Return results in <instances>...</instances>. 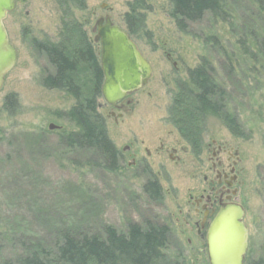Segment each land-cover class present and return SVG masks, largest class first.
Listing matches in <instances>:
<instances>
[{
  "label": "rangeland",
  "instance_id": "374dc122",
  "mask_svg": "<svg viewBox=\"0 0 264 264\" xmlns=\"http://www.w3.org/2000/svg\"><path fill=\"white\" fill-rule=\"evenodd\" d=\"M228 2L230 25H213L205 17L189 24L184 34L171 18L169 0H142V10L135 14L134 0H16L14 10L3 20L17 61L0 90V262L23 255L16 243L19 236L50 248L60 233L98 235L106 226L123 232L129 224L153 222L171 230L159 264H174L179 257L183 264H208L200 253L203 246L195 234L197 219L189 200L198 196L203 177L209 176L206 168L214 154L226 168L237 162L235 201L244 209L248 229L243 264H264V78L253 84V88L259 86L254 94L248 93L253 97L239 98L229 92V113L237 115V134L220 118L206 117L200 148L194 151L171 123L173 98L203 56L212 61L216 80L226 87L231 82L226 76L227 55L238 59L235 64L244 70L249 65L239 58L241 47L236 42L244 34L243 22L258 31L253 21L257 18L246 11L245 0ZM128 14L137 25L132 34L125 23ZM99 18H108L127 31L151 67L147 85L129 95L119 109L105 106L94 96L107 137L120 154L115 173L103 171L95 153L67 152L59 143L58 134L73 127L58 114L69 111L75 101L64 92L43 87V75L51 68L36 48V42L72 41L76 50L90 45L98 55L92 30ZM211 36L219 37L226 53L204 45L203 37ZM87 68L78 63L73 77L82 87L83 98L92 97L93 91ZM9 97L16 101V108H6ZM134 153L138 160L145 158L150 166L147 172L158 177L162 189L158 202L143 193L151 177L147 172L132 177L137 168H131Z\"/></svg>",
  "mask_w": 264,
  "mask_h": 264
},
{
  "label": "trees",
  "instance_id": "16d2710c",
  "mask_svg": "<svg viewBox=\"0 0 264 264\" xmlns=\"http://www.w3.org/2000/svg\"><path fill=\"white\" fill-rule=\"evenodd\" d=\"M245 1L246 11L257 18L253 21L258 26V31L248 29L249 24L243 22L241 27L244 28V34L236 43L241 47L239 58L247 60L249 65L244 70L242 65L235 64L238 59L227 55L226 76L231 82L229 87H226L224 82L220 84L216 80L212 61L203 56L198 66L187 72V81L182 83V87L173 98L175 110L171 116V123L194 151L200 148L206 117L220 118L231 133H238L237 115L229 113V110L232 111L230 100L232 96L229 92L231 90L237 93L239 98L243 95L253 97L248 93L254 94L259 87L253 88V84L264 78V0ZM134 2L132 14L141 11L143 7L142 0ZM169 3L172 8L171 18L177 29L184 34L189 24L201 22L205 17H208L213 25H230L233 19L228 0H169ZM131 16L128 14L125 20L130 34L136 31L137 26L132 22ZM141 22L142 19L139 24ZM73 35H76L74 30ZM203 43L221 51L222 54L226 53L218 36L203 37ZM72 45H74L72 41L71 43L62 41L56 45L38 48L51 68L50 73H46L42 79L43 87L64 92L75 101L69 111L58 114L73 127L71 132L58 134L59 143L67 152L95 153L101 161L99 164L101 169L115 173L118 170L120 155L107 137L104 120L97 113L94 97H100L101 72L88 46L78 51L75 49L77 46L71 47ZM80 62L88 66L87 71L93 76L92 97L83 98L82 87L73 78ZM238 72H242L241 75ZM6 106L14 109L16 101L9 97L6 99ZM143 193L152 202L161 199L160 188L153 180L145 182ZM170 240L168 226L153 222H145L142 226L129 224L123 232L106 226L102 234L98 235L78 236L68 232L60 233L50 248L19 236L16 243L23 249V255L14 261H1L0 264H159L165 258L164 253ZM180 258H177L174 264H178Z\"/></svg>",
  "mask_w": 264,
  "mask_h": 264
},
{
  "label": "water",
  "instance_id": "95a60500",
  "mask_svg": "<svg viewBox=\"0 0 264 264\" xmlns=\"http://www.w3.org/2000/svg\"><path fill=\"white\" fill-rule=\"evenodd\" d=\"M15 8V0H0V90L5 76L17 61V52L7 39L3 26L6 15ZM94 42L100 46L102 84L100 96L105 106L114 108L132 93L145 87L151 78V67L127 35L107 18L95 23ZM53 130V126L48 127ZM244 211L236 205H225L213 218L206 235L208 264H243L248 248V229L243 223Z\"/></svg>",
  "mask_w": 264,
  "mask_h": 264
},
{
  "label": "flooded vegetation",
  "instance_id": "af4514ba",
  "mask_svg": "<svg viewBox=\"0 0 264 264\" xmlns=\"http://www.w3.org/2000/svg\"><path fill=\"white\" fill-rule=\"evenodd\" d=\"M15 3H16V0H15ZM100 19L105 20L107 18H99L98 20H100ZM92 32H94V37H95L96 27L94 28V30H92ZM126 33L130 38V35L128 34L127 31H126ZM94 37H93V43L98 46V49H99L98 55H96L94 53V51L90 45H88V47L91 49L92 55H93L97 65H98V68L100 70V46L98 43L94 42ZM8 43H9V41H8ZM45 45L46 44L36 42V48H37L38 52L42 55H43V53L38 48H40L41 46H45ZM47 45H49V44H47ZM53 45H55V44H53ZM88 73L90 74L91 79H93L91 72L89 71ZM101 75H102V73H101ZM45 76L46 75H43V77H45ZM102 80H103V78H102ZM101 84H102V81H101ZM101 84H100V87H101ZM100 87H99V96H100ZM100 98H101V96H100ZM123 101L118 103L112 109H119L121 104L123 103ZM158 148L160 149L159 152H161L163 149L162 144H160ZM145 154L148 157L150 155L148 151H145ZM136 157H137V154H135V153L132 154V157H131V162H132L131 165L132 166H131V168L137 167L134 171L133 176H132L133 178H135L137 176L135 174L139 173L140 171L142 173H144L147 171L149 172V169H150V166L146 162L145 158H144V160H138ZM215 157L216 156L213 154L212 158L209 159L210 166H208L206 168V172L209 174V176L203 177L202 188L200 191H197V192H199L198 196H196L195 199H193V200H189L190 203H191V201L193 203L194 216L197 219L196 221L193 222V227L196 231L195 234H196L198 241L203 246L200 248L201 249L200 253L203 255L205 254L206 257H207V251H206L207 231H208V228H209L213 218L219 212V210L222 207H224L225 205H236V206H239L240 208H242V210L244 211L243 207L240 206V204H238L235 201L237 191L234 188V184L236 182L237 176H236L234 170H235V166H236L237 162H233V164L230 165V167L228 166L226 168L224 165H222V163L219 160H216ZM169 159L173 160L174 158H173V156H169ZM226 170L229 171L228 174L226 173ZM148 172H147L148 176H151L150 175L151 173H148ZM152 177L154 179H152ZM157 179H158V177L156 175L150 177V180H153L155 183H157V185L160 188V185H159ZM160 192H162L161 188H160ZM169 230H170V228H169ZM170 233H171V230H170Z\"/></svg>",
  "mask_w": 264,
  "mask_h": 264
}]
</instances>
